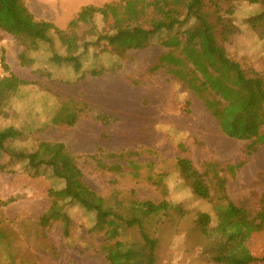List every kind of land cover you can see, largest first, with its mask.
Returning a JSON list of instances; mask_svg holds the SVG:
<instances>
[{"label": "rangeland", "instance_id": "rangeland-1", "mask_svg": "<svg viewBox=\"0 0 264 264\" xmlns=\"http://www.w3.org/2000/svg\"><path fill=\"white\" fill-rule=\"evenodd\" d=\"M152 2L26 0L37 19L53 21L62 29L87 5L112 4L108 9L110 22L133 26L151 14ZM261 11L259 4L239 1L234 17L240 31L227 48L244 67L264 74V39L256 33L251 20ZM94 20L101 29L102 16L98 14ZM1 33L0 51L4 52L8 65L29 82L0 109V128L14 126L23 133L15 145L34 150L42 140L65 143L76 155L86 182L106 198L114 197L119 191L121 198L129 200L135 191L141 199L160 200V190L131 175L138 164L153 161L156 172L169 174L170 197L176 202L184 201L189 208L208 211L214 223L217 216L212 204L192 195L179 177L176 161L179 156L188 155L203 169L205 161L216 160L225 168L229 196L248 210L253 224L260 222L257 214L264 194V144L249 154L250 142L228 136L205 102L171 73V63L182 55L185 39H173L168 46L157 40L146 49H132L121 57L113 52L93 55L92 50L90 55L94 59L85 62L86 67L111 66L116 62H121V67L118 71L109 69L101 77L77 80L72 67L53 65L46 57L31 68L23 66L19 58L22 44L14 36ZM57 48L62 51L60 44ZM163 55L167 61L162 59ZM43 70L50 71L51 76L43 75ZM61 98H74L90 105L89 113L74 127L55 126L51 122L55 102ZM180 142L185 144L186 153L180 150ZM100 148L124 154L120 160H109L122 164L120 173L95 167V154ZM227 165L236 166L235 172L226 169ZM15 170L10 173L0 169V230L3 233L0 264H106L101 249L105 234L91 231L95 214L80 206L71 208L70 237L64 235L60 221L43 226L40 217L52 202L49 190L62 184L47 171L35 177L23 164L16 165ZM146 171L147 168L143 169V173ZM10 199L8 205H1ZM174 222L179 225L164 229L159 264H219L203 254V238L195 228L193 216ZM260 246L263 249L255 251L264 252V244Z\"/></svg>", "mask_w": 264, "mask_h": 264}, {"label": "trees", "instance_id": "trees-1", "mask_svg": "<svg viewBox=\"0 0 264 264\" xmlns=\"http://www.w3.org/2000/svg\"><path fill=\"white\" fill-rule=\"evenodd\" d=\"M239 1L242 0H153L151 14L144 17L142 23L126 27L110 22L108 9L112 4L87 5L62 29L53 21L37 19L26 0H0V30L22 44L19 58L23 66L31 68L46 57L53 65L72 67L77 80L101 77L109 69H120L121 62L86 67L85 62L94 59L90 55L92 50L93 55L113 52L121 57L129 50L146 49L158 41L168 46L173 39H185L182 55L171 63V73L205 102L228 136L249 141L247 151L252 154L264 144V74L244 67L227 48L240 31L234 17ZM243 1L262 7L263 11L251 20L256 33L264 39V0ZM98 14L104 21L101 29L94 20ZM1 31L0 43L3 41ZM59 44L62 51H58ZM162 59L168 60L165 55ZM2 65L5 74L0 75V109L15 92H21L22 85L29 83L11 70L4 52ZM42 74L51 76L50 71L43 70ZM89 109L86 101L61 98L55 102L51 122L55 126L74 127ZM22 136V131L14 126L0 128V169L14 173L15 166L23 164L32 176L38 177L45 171L50 173L62 186L49 190L52 202L40 217L41 224L48 226L60 221L64 235L70 237L73 225L70 209L80 206L94 213L91 231L105 234L101 249L106 264H159L164 229L178 226L174 221L188 216L194 217L195 228L203 238V254L210 260L219 264L264 261V252L255 251L262 250L260 244H264L261 230L264 194L257 214L260 222L253 224L248 210L229 196L227 177L223 174L225 168L220 162L205 161L200 169L188 155L179 156L176 161L179 177L192 195L212 204L217 216L214 223L208 211L189 208L184 201L176 202L170 197L169 174L156 172L153 161L138 164L131 175L160 190V200L141 199L135 191L131 192L129 200L121 198L119 191L114 197L106 198L86 182L76 155L65 143L42 140L36 149L28 150L15 145ZM179 148L187 152L184 143L180 142ZM123 155L100 148L95 154V167L120 173L122 164L109 160H120ZM145 168L147 171L143 173ZM236 168L234 165L226 167L232 173ZM11 201H3L1 205L6 206Z\"/></svg>", "mask_w": 264, "mask_h": 264}, {"label": "built area", "instance_id": "built-area-1", "mask_svg": "<svg viewBox=\"0 0 264 264\" xmlns=\"http://www.w3.org/2000/svg\"><path fill=\"white\" fill-rule=\"evenodd\" d=\"M2 56H3V53L0 51V75L4 76L5 73L3 71Z\"/></svg>", "mask_w": 264, "mask_h": 264}]
</instances>
